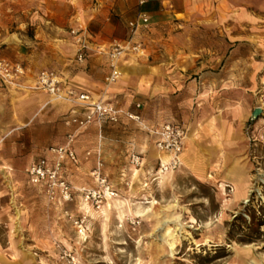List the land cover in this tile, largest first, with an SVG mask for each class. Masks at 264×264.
I'll list each match as a JSON object with an SVG mask.
<instances>
[{
    "label": "rangeland",
    "instance_id": "1",
    "mask_svg": "<svg viewBox=\"0 0 264 264\" xmlns=\"http://www.w3.org/2000/svg\"><path fill=\"white\" fill-rule=\"evenodd\" d=\"M118 1L0 0V57L23 59L34 69L64 71L74 76L89 72L90 62H70L73 56L62 47L68 43L72 17L89 20L90 31L103 33L93 40L94 47L108 45L116 38L127 39L128 20L115 12ZM164 8L165 17L149 23L137 35L148 55L138 61L188 71L198 58L211 56L198 54L199 47L215 46L222 51L215 55L218 64H225L229 57L227 48L232 45L226 36L230 25L205 20L206 14H224L223 11L210 5L176 7L172 0H165ZM95 55L89 56L92 59ZM134 57L137 56H127ZM98 68L92 80L77 78L90 82L96 99L128 109L138 108L141 102V123L126 119L123 125L106 129L108 171L119 188L120 198L126 201L123 219L114 206L106 216V204L101 208L89 204L94 214L74 204L64 210L49 203L27 183L24 169L29 160L45 146L61 140L62 118L68 106L46 105L31 119L27 116L31 109L22 108L24 117H20L17 110L23 102L14 99L7 89H0V264H264V84L250 92L252 113L241 129L245 157L251 164V177H247L250 192L245 199H233V184L222 187L219 177H196L184 163L178 170L156 173L151 130L167 119L176 120L185 125L188 136L200 128L194 125L196 104L181 100L176 94L151 96L154 86L148 77L136 81L135 87L129 78L112 92L116 84L106 83L107 66ZM139 84L146 89H140ZM232 88L210 87L206 95L222 105L238 100L232 95ZM123 90L129 94L122 98ZM256 108L261 113L253 117ZM91 132L88 145L96 141L94 131ZM129 145L141 153L149 147V152L141 155L145 160L137 177L127 160ZM121 169L126 177L120 176ZM85 181L88 184L83 186L94 184L93 177H86ZM82 182L77 180L75 186H82ZM139 206L145 209L144 216H137L135 209ZM168 214L172 217L167 220ZM166 226L171 227L169 236L164 235Z\"/></svg>",
    "mask_w": 264,
    "mask_h": 264
},
{
    "label": "crops",
    "instance_id": "2",
    "mask_svg": "<svg viewBox=\"0 0 264 264\" xmlns=\"http://www.w3.org/2000/svg\"><path fill=\"white\" fill-rule=\"evenodd\" d=\"M164 1L165 0H119L115 12L118 15H122L128 22L135 19L139 12H144L149 16L150 23L152 24V22L155 23L162 19V17H165L166 10L164 8ZM172 1L176 7H180L182 4L191 7L192 4L197 7H207L210 5L214 9H220L224 12V14H206L205 20L209 22L228 23L230 25L227 29L228 31H226V36L230 38L232 45L227 48L229 57L225 64H218L219 58L215 55H218L222 51L215 46L199 47L197 49L198 54H210L211 56L210 58L204 56L198 58L195 66L192 65L188 67L187 65L188 71L179 70L178 67L164 68L162 64L156 62L147 64L138 61L147 58L148 55L144 57H134L135 59H128L127 56H125L121 60L122 75L120 79L113 83L116 85H114L111 90L113 92V89H115L117 85L128 82L129 78L132 79V86L135 87L136 81H141L142 77H148V80L152 81L154 86L152 89L150 88L151 90L149 93L151 96L152 94L156 97L159 94H164L166 96L176 94L179 99H184L186 102L193 103L194 105L196 104L197 117L194 125L195 127L200 126V128H197L198 131L196 129L191 131L194 133L195 140L194 145H191L190 154H192L195 166L189 168L196 177L205 178V174L211 173L213 178L219 177L222 183H230L236 187L237 183L248 182L247 177H251V164L245 157L246 145L241 129L252 113V96L250 92L264 84V0H185V3H182L181 0ZM181 13H183V11H181ZM72 21L73 23L70 26V30L77 24H82L88 28L92 41L95 37L102 36L103 34L102 32L99 34V32L90 31L89 20L85 21V19H82L78 15H73ZM108 27V24H106L105 29H108ZM67 42L68 43L62 45V47L71 53L70 55L73 56V59L69 60L72 62L76 60V52L72 43L70 31L67 34ZM93 43L95 42L93 41ZM96 46H98V44ZM90 57L91 56H88L85 63L81 64L76 60L77 65H85L90 62L89 72H79L77 76L69 75L64 71L57 72L63 77L66 88L87 92L95 98L92 89H90V82H82L77 80V78H83L85 76L89 80H92L93 74L96 73L95 71L99 69V66L101 67L102 64L107 66L106 75L110 72V67L107 57L99 54L95 55L92 59ZM18 61L24 63L26 68V75L22 77L20 81L24 87L2 88V90L7 89L11 92L14 99L23 102L22 105H20L21 108L18 107L17 114H19L20 117H24L22 111H24L25 108L26 110L31 109V112L27 114V116H29L28 118L31 119L37 116L38 111H41L46 105L60 106L59 104L63 102L53 100L48 93L27 87L32 84L37 73L44 68L34 69L23 59ZM130 64L132 65V70L123 73L124 67ZM215 86H232L231 93L237 96L238 100H228L222 105L217 104L214 100L211 101V96L208 95L209 97H207L206 95L208 94L207 90ZM156 87H158V89H154ZM139 88L143 91L146 89L143 84H139ZM122 92V98L129 94V91L125 92V90H123ZM136 94L139 93L136 92ZM52 101L55 102L52 103ZM138 103L141 104V102ZM63 104L68 106V111L62 118L64 132L61 140L45 146L37 157L29 160L25 169L32 162L41 157H51L48 151L49 147L53 145H65L68 140V135L74 133L76 137L73 142V147L78 155L79 161L77 164L67 161L65 163V175L72 185H75V182L80 179L83 181L81 184L83 186L84 184H88L85 181L86 177H92L91 171L95 166L96 157L94 151L98 144L99 129L96 122H93L87 128L81 130H78L75 124L67 125L65 120L71 117L83 118L90 111V108L68 103ZM116 105L126 111H131L141 116L139 112L141 107L128 109L122 105ZM22 108H24V110ZM156 108V110L160 112L161 108L158 106ZM126 119L127 118L122 117L121 121L116 124L105 122L103 126V138L101 140L102 155L105 161V173L108 175L110 183L116 190H119V188L113 182L112 178H110L111 176L108 171L107 151L109 149V142L106 129L110 126L123 125ZM164 123L182 125L176 120L167 119L162 123H158L154 129L159 128ZM90 130H93L95 133L94 141L95 138L96 141L93 145H88L91 140L89 136L92 134ZM151 134L153 144L151 146L152 156L157 157L156 163L158 165L159 161L164 159L163 156L165 153L158 151L155 145L157 136L153 132ZM88 150L92 151L90 156L86 154ZM133 150L136 151L133 145L127 146V160L128 153ZM136 152L143 156L144 153L149 152V147L148 150H144L142 153L139 151ZM143 160H145V158H143ZM25 169L24 175L27 183L46 199L42 187L31 183ZM120 176L126 177L124 169L120 170ZM93 182L95 184L94 178ZM94 184L88 186L93 187ZM243 198L244 197L241 196L236 199ZM73 204L81 209L83 208L82 206L85 202L81 200L80 194H76L74 202L64 205L60 204L58 206H61L65 210Z\"/></svg>",
    "mask_w": 264,
    "mask_h": 264
},
{
    "label": "built area",
    "instance_id": "3",
    "mask_svg": "<svg viewBox=\"0 0 264 264\" xmlns=\"http://www.w3.org/2000/svg\"><path fill=\"white\" fill-rule=\"evenodd\" d=\"M149 16L144 12H139L137 17L128 22L130 36L127 39H114L107 45L94 47L92 37L88 28L82 24H77L70 30L72 43L75 47L76 59L84 62L91 53H96L107 57L110 72L105 76L107 84L115 83L122 75L121 60L125 56L135 55L142 57L146 55V48L141 41L137 40L138 33L148 27ZM26 75L24 63L0 57V89L24 87L20 82ZM33 88L48 93L53 100L77 106H86L90 111L83 117H71L65 120L67 125L75 124L78 130L87 128L96 122L99 129V142L95 148V166L91 171V176L95 180V186H75L70 183L65 175V163L67 161L77 164L78 155L73 147L76 134L68 135L65 145L50 146L48 151L51 157L45 156L32 162L25 172L34 185L42 187L46 199L54 205H64L72 203L76 199V194L81 195V200L92 204L97 208L103 207L110 199L120 197L118 190L110 183L108 175L105 173V161L102 155L101 140L103 138V126L105 122L119 123L122 117L136 122H142L141 116L137 113L126 111L118 107L115 103L101 98H94L87 92H80L73 88H66L63 77L55 70L42 69L34 77L31 85ZM140 103L137 104L139 108ZM156 136V148L158 151L168 155V159H161L158 164L157 174H165L180 169L183 166L181 154L184 150L187 129L185 126L175 123H164L159 128L151 130ZM92 154L91 150L86 153ZM129 164L134 169H139L143 165V158L140 154L130 151L128 154ZM230 191L233 190L228 185ZM83 222V220H81ZM79 224V220L74 221Z\"/></svg>",
    "mask_w": 264,
    "mask_h": 264
},
{
    "label": "bare ground",
    "instance_id": "4",
    "mask_svg": "<svg viewBox=\"0 0 264 264\" xmlns=\"http://www.w3.org/2000/svg\"><path fill=\"white\" fill-rule=\"evenodd\" d=\"M131 70H132V65L130 64L127 67H124V72L123 73L130 72ZM194 140H195L194 133L191 132L186 137V147L184 148V150H183V152L181 154V158H182L183 163L186 166L190 167V168L195 166L194 163H193L192 154H190V149L194 145ZM163 158H164V160H167L169 157H168V155L165 154L163 156ZM140 172H141L140 169H134L133 170L134 177H137ZM205 178L212 179L213 175L211 173H207V174H205ZM224 186H226V184L222 183V187H224ZM249 192H250V188H249V183L248 182L237 183L236 187L234 189V192H233V199L239 198L241 196H243L244 199H245L246 195H248ZM125 204H126V201L124 199L120 198V197L114 198V199H110L107 202V204L104 206L103 213L107 216V211L111 210L113 208V206H114L115 208L118 209V213H119L118 216L122 220L123 216H124V212H123L122 208H123V206H125ZM82 207L84 209H86L88 212H90L91 214L95 213L93 211L91 205H89L88 203H85ZM135 212H136L137 216H144L145 215V209L143 207H141V206L137 207V209H135ZM20 217H21V213L18 212L17 218L19 219ZM171 217H172V215H170V214L166 215L167 220L169 218H171ZM80 233H81V238H84L85 232H84L83 229L80 231ZM164 235H166V236L171 235V227L170 226H166V228L164 230ZM170 245L171 246L174 245V240L170 242Z\"/></svg>",
    "mask_w": 264,
    "mask_h": 264
},
{
    "label": "water",
    "instance_id": "5",
    "mask_svg": "<svg viewBox=\"0 0 264 264\" xmlns=\"http://www.w3.org/2000/svg\"><path fill=\"white\" fill-rule=\"evenodd\" d=\"M261 113V109L260 108H256L253 112V117H257L259 114Z\"/></svg>",
    "mask_w": 264,
    "mask_h": 264
}]
</instances>
